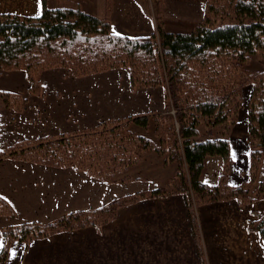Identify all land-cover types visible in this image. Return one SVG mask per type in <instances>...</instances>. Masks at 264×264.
I'll use <instances>...</instances> for the list:
<instances>
[{"label":"trees","instance_id":"trees-1","mask_svg":"<svg viewBox=\"0 0 264 264\" xmlns=\"http://www.w3.org/2000/svg\"><path fill=\"white\" fill-rule=\"evenodd\" d=\"M43 5L37 17L0 14V68L24 70L29 90L38 92L41 84L36 73L40 68L65 66L76 75H84L126 65L132 87L162 85L168 89L165 99L172 102L177 114L137 113L107 119L86 129L20 139L0 147V160L72 167L106 183L114 182L118 174L150 150L167 152L170 159L181 156L186 168H178L168 191L156 187L47 223L29 221L0 227V238L4 240L0 251L2 264L14 239L28 246L34 237L58 229L89 224L100 228L119 206L138 199L170 192L184 193L194 205L230 198L241 203L252 199L245 183L238 186L227 183L229 139L198 136L201 124L225 126L235 121L242 106V87L250 84L247 107L254 145L250 151V176L255 178L259 159L264 155V68L253 72L244 64L257 55L264 65V0H207L204 18L190 30L174 32L160 26L158 32L139 36L112 32L107 18L79 8H49L46 0ZM0 96L8 106L20 99L7 91H0ZM151 120L158 141L139 132L148 128ZM215 155L222 157L224 164L220 181L210 185L200 176L206 157ZM261 194L264 196V189ZM0 215L17 216L2 196ZM252 224L264 238V215L252 220ZM195 233L198 238L197 228Z\"/></svg>","mask_w":264,"mask_h":264},{"label":"crops","instance_id":"crops-1","mask_svg":"<svg viewBox=\"0 0 264 264\" xmlns=\"http://www.w3.org/2000/svg\"><path fill=\"white\" fill-rule=\"evenodd\" d=\"M171 1L111 0L109 14L112 30L128 36L150 34L155 29L158 11L164 16L180 14L172 10ZM175 1L183 5L175 8H189L198 11L200 15L203 13L204 0ZM190 1L193 2L188 4ZM46 5L49 8L79 7L97 16L107 14V0H46ZM43 7V0H0V14L37 17L41 15ZM183 12L182 15H187ZM18 78L0 81V91L21 95L22 91L16 83ZM26 80L25 74V80L23 77L20 81L24 84ZM27 98L23 95L22 109L15 111L25 122L30 109ZM22 138L36 136L25 135ZM229 140L233 157L229 180L238 183L247 167L248 150L245 151L242 143L238 144L239 139L234 134ZM211 159L207 160L209 162L202 174L207 182L213 183L220 175L221 164L216 158ZM212 169L214 175L209 173ZM173 170L171 168L163 174L162 182L138 180L108 184L72 167L61 168L4 159L0 161V196L10 203L17 216L0 215V226L6 225L4 222L9 220L11 223L49 222L74 211L98 208L114 197L165 184ZM134 172L137 177L138 172ZM255 211L264 214V201L256 200L240 205L231 199L199 206L196 210L200 234L198 245L184 195L144 198L120 206L115 220L104 225L100 231L86 227L60 232L32 240L27 249L22 242L13 241L5 264H32L37 261L38 250L43 251L38 254L44 253L47 245L49 249H54L50 244L62 241L65 237L67 256L75 261L72 264H200L199 248H202L208 264H264V238L247 224ZM3 244L4 240L0 238V251ZM126 258L129 261H125Z\"/></svg>","mask_w":264,"mask_h":264},{"label":"rangeland","instance_id":"rangeland-1","mask_svg":"<svg viewBox=\"0 0 264 264\" xmlns=\"http://www.w3.org/2000/svg\"><path fill=\"white\" fill-rule=\"evenodd\" d=\"M206 1L207 0H204L203 2V13L200 15L198 11L196 12L189 8L187 9L175 8L177 6L183 7L182 2L172 0L170 2L171 4L170 7L173 8L172 10L180 14L164 16L162 12L158 11L159 14L156 16V20H155L156 25H155V29L153 32H158L160 26H162L168 31H174V32L190 30L191 27L199 23L204 18V5ZM192 2L193 1H190L188 4H191ZM110 4H111V0H107V12H106L107 14L106 15H102V16H97L94 14L92 15L100 17V18H107L110 21V29L112 32H114L111 27L112 18L109 14ZM76 8H79V7H76ZM183 10L187 13V15H182L184 13ZM150 34H147V35H150ZM244 66L248 70L253 71V72H258L264 68L263 67L264 65L261 59L257 55L252 56L249 59L248 63L244 64ZM25 74H26L25 71L22 69L4 70L0 68V81H3L8 78H12V77H16V78L19 77L18 79H16L17 80L16 83H17V87H19L20 90L22 91L21 95H19V93H15L20 97V99L10 104V106L6 105L2 97L0 96V112H1V117H0V126H1L0 127V141L1 143L0 144L2 146L7 147V145L9 146L11 142L14 143L20 139H23L22 137H24L25 135L26 136L35 135L36 138L37 136L39 137L40 136H53L61 132H71V131H75L79 129H84V128H80L83 126H85V129L94 127L98 123L104 120H107V119H121V118H125L129 115L137 114V113L166 112L174 116H176L177 114L176 110L173 108L172 102L165 99L166 92L168 89L166 90L165 87L162 85L132 87L131 79H130L131 77L130 69L126 65L106 67L105 69L98 70V71L91 72V73L84 74V75H76L75 73H73V71H71L68 67H65V66L40 68L37 70V73H36V77L38 78L41 84V89L38 92H32L29 90L30 86L27 87V84L30 85L28 80H26V82L22 84L23 81H20V80L21 79L23 80V77L25 80ZM251 91H252V87L250 84L243 85L242 90H241L242 106L238 109L236 113L235 121H232L231 123L225 126H213L212 124L210 125L201 124L200 125L201 132L198 138L203 139V138H214V137L224 136L230 139V136L234 134V137H236V139H239L237 141L238 144L242 143L245 148V151L248 150L247 167L243 171L242 179L238 181V183L230 182L229 174H230V170L233 164V157L231 153V144H230V159H229V164H228L226 180L228 184L233 185V186H238V185H242L243 183H245L244 186L248 188L247 193L248 195L251 196L252 199L248 202L241 203L237 198H230L226 200H216V201L194 205L192 202L191 203L188 202L186 195L182 192H170V193L150 197V198H162V197H168V196L176 195V194L184 195V197L186 198L188 208L190 210V215H191L194 229L197 228L196 210L201 205L212 203V202H217V201H227L231 199H235L240 205H246L256 200L264 201V196H262L261 194V190L264 189V155H262L261 158L259 159V166L257 169V173L255 175V178L252 179L250 176V151L254 147V145H252L251 143L252 141H251L250 130H249L247 104L251 96ZM23 95L25 97H28L26 100L30 104V105L28 104L30 109L27 112L28 118H25L27 119L26 122L22 118H19L18 113H15V111L17 112L18 110L17 107L19 106V104L21 103L23 104L24 102L22 99ZM150 123L151 124L148 128L142 129L139 132L141 134H144L147 137L152 138L155 141H158V136H156L154 132V121L151 120ZM176 123H177V128H178L179 123L177 121ZM86 126H90V127H86ZM168 155L169 154L167 152L159 153L158 151H155V150H150L147 152L145 151L142 154V158L140 160L128 166L126 171L116 176L114 182H109L108 184L128 183L132 181L136 182L138 180H140L141 182H147V183L150 181L151 182H162L161 178L163 174L172 168L174 169L173 174L170 176V178L165 184L154 185L155 188L156 187L162 188L168 191L170 190V182L173 176L175 175V173L177 172V170H179L178 168L179 167L184 168V170L186 168L185 163L183 162L181 156L175 159H170ZM210 158H212L211 160L216 158L220 162L221 164L220 165L221 166L220 175L217 177V180L213 183L207 182L206 179H204V176L202 173H201L200 178L210 185H216L220 181V178H221L220 176L222 174L224 163H223L222 157L220 156H216V155L207 156L205 159L204 167L206 163L209 162V161L207 162V160ZM217 160L215 161L217 162ZM61 168H65V167H61ZM79 171H83V170H79ZM133 171L138 172L139 175L136 177V175L132 173ZM209 173L210 175H214L215 171L212 169ZM122 177L123 178L127 177V179H123ZM97 179H100V178H97ZM130 185H133V184H130ZM145 190L148 191L149 189H144V190L134 191L132 193L123 194L121 196L114 197L110 201L115 200L122 196L131 195L136 192L145 191ZM129 203H132V202H129ZM129 203H125L123 205L129 204ZM119 207L116 209V214L112 218L102 223L100 228H97V226L95 225L89 224V225L77 227L74 229H58L56 232H53L49 235L34 237L32 240L36 238H44L48 236H53L60 232L76 231V230L83 229L86 227H92L96 229L97 231H100L103 229L104 225L115 220V218L118 215ZM92 209H96V208H92ZM79 211H82V210H79ZM262 215L264 214H260L258 213V211H255L253 213V216L248 220L247 224L249 225V228L252 231H258L256 226L252 224V220L259 219ZM23 222H29V221H20L16 223H11V220H9V221L4 222L6 225H2L0 227H6V226L23 223ZM42 223H47V222H42ZM194 234H195L196 242L199 245L200 244V234H198V238H196L195 232ZM66 238L67 237L63 238L62 241L59 240L57 242H54L53 244H50V246H52L54 249H49L47 245V247L45 248L46 251L44 253L38 254L40 252H43L41 249L38 250L37 251L38 253L36 254L37 261L32 262V264H72L74 263L75 261L72 259V257L67 256L68 254L66 253L67 252L66 251L67 249ZM13 241H19V240L14 239ZM23 245L27 249L28 246H25L24 243ZM9 250H10V247H9ZM198 255H199L200 264H208V261L206 259V256L202 248L198 249ZM127 260L129 261V258H126L125 261ZM78 264H82V262Z\"/></svg>","mask_w":264,"mask_h":264}]
</instances>
